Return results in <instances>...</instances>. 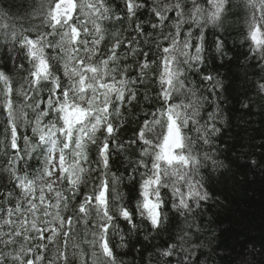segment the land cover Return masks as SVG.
Listing matches in <instances>:
<instances>
[{"label":"snow or ice","instance_id":"1","mask_svg":"<svg viewBox=\"0 0 264 264\" xmlns=\"http://www.w3.org/2000/svg\"><path fill=\"white\" fill-rule=\"evenodd\" d=\"M122 4L117 12L107 0H41L40 25L29 18V27L0 16L6 61L22 74L17 87L0 67V168L7 176L0 185V264H122L115 248L127 244L118 220L138 231V216L159 231L168 220L165 189L171 209L185 218L211 199L202 170L223 164L194 149L221 132L227 86L207 65L210 57L227 56L219 33L233 0ZM243 7L250 9L245 39L264 60V0H243ZM141 10L147 18L140 19ZM106 21L122 28L109 36ZM153 80L156 90L141 94ZM258 87L264 91V83ZM141 95L149 107L125 142L120 129ZM206 103L213 111L204 119ZM133 146L138 158L129 179L140 177L135 212L119 191L123 174L112 171L114 158ZM188 236L158 248L156 264H189Z\"/></svg>","mask_w":264,"mask_h":264},{"label":"trees","instance_id":"2","mask_svg":"<svg viewBox=\"0 0 264 264\" xmlns=\"http://www.w3.org/2000/svg\"><path fill=\"white\" fill-rule=\"evenodd\" d=\"M107 2L117 12L123 7L122 0ZM40 4L41 0H0V16L7 14L10 21L23 23L25 27H29L31 18L32 23L38 26L40 19L35 13ZM233 5L232 14L225 22V30L219 33L224 40L227 56L223 61L210 57L207 65L210 71L220 73L227 86V90L221 93V114L217 118L221 132L212 138L210 145L201 143L194 149V154L208 152L223 164V167L213 168L209 162L208 167L202 170L211 199L185 218L171 209V193L165 189L163 195L168 203L164 206V212L168 220L159 231L153 230L147 220L138 216L135 219L138 231L130 230L126 222L118 220L127 244V247L115 248L117 259L122 264H156V250L176 242V237L184 232L189 233L184 245L190 249L189 264H264V91L258 87L264 83V60L250 51V46L254 45L245 39L250 9L243 7V0H233ZM147 16L148 13L141 10L140 19ZM103 27L110 36L122 28V23L106 21ZM214 32L211 28L207 30L209 47L213 43ZM6 55L5 42L0 35V67L13 77L18 87L22 74L6 61ZM196 82L200 84L198 78ZM157 87L154 80L146 81L140 93L147 90L151 94ZM207 94L205 91L204 95ZM212 99L214 97H209V100ZM148 107L141 95L135 115L132 108L128 110L119 132L121 140L127 142L133 138L139 123L136 117L142 116V110ZM210 111L213 108L206 103L201 116L207 119L206 114ZM3 123L4 117L0 115V130ZM189 134L195 136V133ZM90 158L95 160L94 149ZM137 158L138 146H133L115 157L112 164V171L123 174L119 191L124 194V202L133 212L136 201L140 199V177L137 175L135 180L129 179V164ZM30 163L33 169L37 167V161ZM6 182L7 176L0 168V185ZM181 188L183 190V185ZM8 190H12L11 186ZM14 195L18 196V191ZM113 244H120L119 236L113 240Z\"/></svg>","mask_w":264,"mask_h":264}]
</instances>
